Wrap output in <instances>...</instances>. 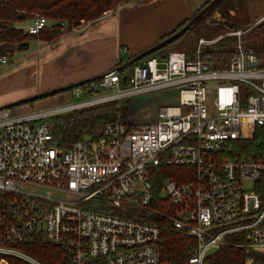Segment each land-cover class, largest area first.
<instances>
[{"label": "built area", "instance_id": "2783aa9c", "mask_svg": "<svg viewBox=\"0 0 264 264\" xmlns=\"http://www.w3.org/2000/svg\"><path fill=\"white\" fill-rule=\"evenodd\" d=\"M49 25L35 14L18 27L38 35ZM252 27L230 33L234 51L221 68L200 58L216 40L200 38L193 57H143L127 79L114 67L71 88L77 101L22 114L0 108V192L9 195V213L0 212V264H42L18 247L30 234L63 242L68 264H171L158 248L162 230L145 212L194 238L185 264H206L222 247L242 251V264H264V147L232 153L254 126L264 130V56L242 40ZM163 90L176 97L158 107L154 121L131 129L107 123L99 137L65 149L51 143L55 115ZM161 164L190 173L185 182L165 180L156 207L150 181Z\"/></svg>", "mask_w": 264, "mask_h": 264}, {"label": "trees", "instance_id": "16d2710c", "mask_svg": "<svg viewBox=\"0 0 264 264\" xmlns=\"http://www.w3.org/2000/svg\"><path fill=\"white\" fill-rule=\"evenodd\" d=\"M130 1L135 0H127L125 3ZM209 1L207 0L199 9ZM118 2L119 0H0V54L2 53L1 48L4 43H16L19 50H25L27 48V41L32 38L49 41L55 39L63 32V27L54 24L49 28L42 29L38 35H30L16 25L18 23H25L35 14H42L50 20L64 21L66 28L70 29L78 25L81 19H96L103 12L116 7ZM187 21L184 20L179 23L173 31L162 36L159 41L178 30ZM13 24L15 26H12ZM227 26L231 30L235 29L234 25L228 24ZM243 40L246 45L254 49L258 41L264 40V22L258 24ZM230 45L231 43L223 44L215 42L212 45L203 47L200 51V58L213 68L224 67L234 51ZM165 47L152 52L144 58L165 56L170 51V48L166 49ZM187 56L191 57L189 54ZM131 57L132 55L129 58ZM137 62L131 63L128 69H119L121 77L125 76L127 79L128 74L124 73L130 71ZM121 64V62L118 63L115 68ZM127 100L128 103L112 101L51 117L50 120L53 126V139L51 143L65 149L81 137H99L105 124L117 121L121 122L123 116L125 118L137 114L139 102ZM32 102L30 101L28 104H32ZM131 122H134V120H131ZM122 124L127 129L133 128L130 123L123 122ZM137 125H140V123ZM262 147H264V130L258 126H254L252 138L244 143L238 141L233 143L232 153L234 155H255L261 151ZM188 169L189 167L187 166L172 167L164 164L153 169L150 182L152 197L156 202L154 206L158 207L157 199L160 198L163 182L167 179H176L179 182L187 181L188 173H190V171H187ZM8 199V194L0 192L1 213H9ZM144 216L145 219L158 224L162 230V240L158 245L162 257L171 264H185L188 257L193 254L195 246L194 238L181 236L179 233L173 231L169 221L162 216L146 212ZM18 247L42 264H68L70 261V249L64 246L63 242H45L40 240L35 234L26 236ZM244 256L245 254L240 250L222 247L208 259L206 264H242ZM13 263L25 264L20 260Z\"/></svg>", "mask_w": 264, "mask_h": 264}, {"label": "rangeland", "instance_id": "374dc122", "mask_svg": "<svg viewBox=\"0 0 264 264\" xmlns=\"http://www.w3.org/2000/svg\"><path fill=\"white\" fill-rule=\"evenodd\" d=\"M125 1L127 0H119V2L116 4V7L103 12L94 20L82 19V22L80 23L79 21V25L77 26L78 30L88 26L94 21H97V19L105 16L106 13L108 15L112 14L111 17H107L105 21H101L100 23L95 24L93 27L95 29L97 28V26L98 28L99 26H102L100 28L102 29V33L98 32L100 34L98 36H101L103 38H111L112 32H117V28L113 26L114 21L116 20V16L119 14V11L123 7L131 6V4L129 3L124 4ZM263 17L264 0H219L184 34H182L178 39L173 41L165 48H170V51H183L193 57L195 51L197 50L198 40L200 38H203L204 40H216V42L223 44L231 43L230 47L234 48L236 39L234 36L230 35V33L237 29L244 30L250 28ZM53 21L54 20L49 19L50 25L54 24ZM262 22H264V20L260 21L258 24ZM228 24L234 25L235 29H229V27L227 26ZM256 26H253L251 30H253ZM91 28L92 27H90L89 29ZM52 46L53 44L50 43L47 45V47L43 48L42 51H39L37 45H30V49L24 55L17 56L19 50L16 43H4L2 45V53L0 55H5L8 62L0 64V106L39 93L35 92L31 95L21 96L26 89L28 91L34 90L39 81L42 80L43 77L48 76V74H45L46 72L55 71L56 68L54 66V63H51L50 68H47V64H44L42 67H40L42 60L39 59L42 54H48L51 56L58 50V48L56 49V47ZM254 51L257 54H261L262 56H264V40L258 41V43L254 47ZM120 58L125 59L127 58V56L120 53ZM125 68L128 69V66ZM240 96L243 99V88H241ZM175 97L176 93L174 91L163 90L130 98V101L139 102L137 114L125 118L123 116L121 118V122H117L130 123L132 124L131 126L134 127L139 123L141 124L144 122L152 121L157 117L158 107L165 101H171ZM6 99L10 100L8 102H2ZM77 100L78 98L72 96L70 90H68L35 100L32 102V104L27 103V105H25L23 103L24 105L10 107V111L12 114H22L31 112L32 110H42L45 108L59 106ZM121 101H123L122 103H128L127 99ZM131 120H134V122H131Z\"/></svg>", "mask_w": 264, "mask_h": 264}, {"label": "crops", "instance_id": "0c3cea01", "mask_svg": "<svg viewBox=\"0 0 264 264\" xmlns=\"http://www.w3.org/2000/svg\"><path fill=\"white\" fill-rule=\"evenodd\" d=\"M206 1H130L128 3L131 6L123 7L116 16L113 27L117 28V32H112L111 38L98 36L100 35L98 32L102 33V29H100L102 26L93 28L95 24L112 16V14H106L79 31L64 28L63 32L52 40L47 41L39 38L28 40L27 48L25 50L18 49L17 56L24 55L30 49V45H37L38 50L42 51L52 43V47H56L58 50L51 56L42 54L39 57L42 60L40 67L47 64V68H50L51 63H54L56 69L54 72H46L45 74L48 76L43 77L34 90L26 89L21 96L45 92V90H52L103 74L118 63L125 62L131 55L134 56L157 43L162 36L173 31L179 23L193 16ZM30 20L16 25L24 27L30 23ZM90 27L92 28L89 29ZM124 48H126L125 51ZM120 53L125 54L127 58L121 59ZM9 100L6 99L2 102ZM24 104L27 105V103Z\"/></svg>", "mask_w": 264, "mask_h": 264}, {"label": "water", "instance_id": "95a60500", "mask_svg": "<svg viewBox=\"0 0 264 264\" xmlns=\"http://www.w3.org/2000/svg\"><path fill=\"white\" fill-rule=\"evenodd\" d=\"M218 1L219 0H210L203 7H201L197 12H195V14L193 16H191L188 19V21L183 26H181L178 30L171 33L170 35H168L164 39L158 41L157 43L150 46L149 48L135 54L134 56H132L131 58H129L128 60L123 62L120 66H117L116 69L125 68V67L129 66L131 63L138 61V60L142 59L143 57L151 54L152 52L159 50V49L165 47L166 45L172 43L173 41L178 39L182 34H184L202 15H204L208 10H210ZM100 76H102V74H99L95 77H100ZM95 77L86 78V79L78 81V82H74V83H71V84H68L65 86H61L58 88H54L52 90H48L45 92H41V93L26 97V98H22V99L16 100L14 102H11V103H8L5 105H1L0 108H10L13 106L21 105L23 103H28L30 101H35V100L41 99L43 97H47L49 95H53V94H56V93H59L62 91H66V90H69L70 88L79 86V85L83 84L84 82H87V81H89Z\"/></svg>", "mask_w": 264, "mask_h": 264}]
</instances>
